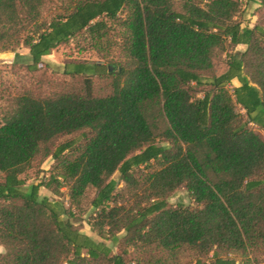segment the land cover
Masks as SVG:
<instances>
[{"label":"trees","instance_id":"1","mask_svg":"<svg viewBox=\"0 0 264 264\" xmlns=\"http://www.w3.org/2000/svg\"><path fill=\"white\" fill-rule=\"evenodd\" d=\"M251 1L243 26L242 0H0V52L25 47L10 68L32 77L0 114V264H264V0ZM71 40L106 62L55 80L43 57ZM48 157L55 171L25 186ZM62 186L76 209L93 190L88 223L117 252L41 195ZM180 188L191 205L167 202Z\"/></svg>","mask_w":264,"mask_h":264},{"label":"rangeland","instance_id":"2","mask_svg":"<svg viewBox=\"0 0 264 264\" xmlns=\"http://www.w3.org/2000/svg\"><path fill=\"white\" fill-rule=\"evenodd\" d=\"M257 4L251 0H242L241 12L238 14V20L242 23L243 26H251L256 19L255 8ZM244 49L243 45H238L232 49V53L239 54ZM19 56L23 61H28V50L20 46L14 52L5 51L0 52V114L3 111V108L7 104V96L13 94L17 89L21 88L23 85H29L32 82L31 74L27 73L22 68L11 69L10 64ZM44 62L47 66L44 71L47 74H51L55 80H69V76L63 74V66L68 62L75 61H100L99 55L93 50L79 51L78 47L74 40H71L65 44L58 46L53 49L50 54L43 57ZM217 68L218 73H221L226 68V57L224 54L217 58ZM101 62L105 63L106 60L103 59ZM107 64V63H106ZM110 66V65H109ZM112 66V65H111ZM114 68V67H113ZM112 68V70H113ZM37 78L39 73L34 74ZM97 78L95 77L94 80ZM238 85V82L234 80L230 83V87ZM150 124L156 128L158 133L165 124L163 119L157 114H151L149 116ZM1 123V117H0ZM158 143H161L160 138H156ZM53 171H55V161L48 157L41 163L35 164L33 168L28 170L26 173L21 175V178L25 181V186L31 184L34 181H40L46 179ZM118 182V188L123 186V183L119 181L118 173H115L112 176ZM2 175L0 173V180ZM93 190L88 192V199L83 202V205L80 209L71 207L70 200L67 195V188L62 186L60 187L58 193H53L51 190H42L41 195L46 196L51 200H57L64 204L65 207L70 208L74 214L71 217V221L74 222L75 226L83 233L87 234L96 241L103 242L108 247L112 249L113 252H117L119 241L115 240L112 237L101 238L95 231H93L89 225V218L93 215V210L89 205V198L93 196ZM167 202L171 205L177 203H182L185 205L192 204L191 199L189 198L188 192L185 188L177 189L173 192L168 198ZM124 232H119L116 236L121 238ZM4 252V248L0 245V253Z\"/></svg>","mask_w":264,"mask_h":264},{"label":"water","instance_id":"3","mask_svg":"<svg viewBox=\"0 0 264 264\" xmlns=\"http://www.w3.org/2000/svg\"><path fill=\"white\" fill-rule=\"evenodd\" d=\"M112 68H113V66L110 65V66L108 67V70L111 71Z\"/></svg>","mask_w":264,"mask_h":264}]
</instances>
